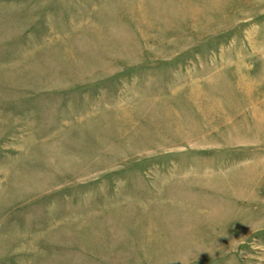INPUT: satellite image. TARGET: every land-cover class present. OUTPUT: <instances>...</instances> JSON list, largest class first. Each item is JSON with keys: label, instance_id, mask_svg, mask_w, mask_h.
Segmentation results:
<instances>
[{"label": "rangeland", "instance_id": "374dc122", "mask_svg": "<svg viewBox=\"0 0 264 264\" xmlns=\"http://www.w3.org/2000/svg\"><path fill=\"white\" fill-rule=\"evenodd\" d=\"M0 264H264V0H0Z\"/></svg>", "mask_w": 264, "mask_h": 264}]
</instances>
